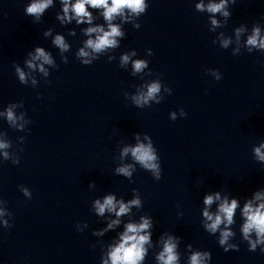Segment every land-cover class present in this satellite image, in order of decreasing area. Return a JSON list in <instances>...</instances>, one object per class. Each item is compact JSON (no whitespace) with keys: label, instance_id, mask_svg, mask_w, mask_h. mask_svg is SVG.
<instances>
[{"label":"clouds","instance_id":"obj_1","mask_svg":"<svg viewBox=\"0 0 264 264\" xmlns=\"http://www.w3.org/2000/svg\"><path fill=\"white\" fill-rule=\"evenodd\" d=\"M59 3L61 11L57 12L56 19L60 25L66 26L73 22L77 26L86 25L81 28L86 39L75 52V58L85 66L91 65L105 55L109 62L114 61L115 57L110 53L120 48L121 40L126 36L125 30H122V24H131L134 28L139 29L141 24L138 20L149 8V0H59ZM235 3L236 0H219L218 3L215 0H208V3L205 4L204 0H199L195 3V11L210 14L208 18L211 28L208 30L214 32L217 28L225 26L216 16L219 15L228 21L232 14L230 5ZM53 6L54 0H31L25 6V14L33 17L34 22H40L46 10ZM97 15L102 18L103 23H94ZM245 31L246 28L243 25L234 29L238 43ZM51 34V29L44 32V36ZM68 35L75 36V28L70 29ZM212 42L216 44V40ZM51 43L61 54L70 51L71 45L66 42L65 36L62 34L55 35ZM231 43V38L224 37L223 33L220 34V48L226 50ZM244 46L248 53H252L254 50L264 52V35L261 34V28L258 25H253L252 32L247 36ZM238 51L239 48L232 52V55L237 56ZM146 54L151 56L154 53L148 49ZM27 55L30 59L25 61L26 67L32 71L38 70L45 77L50 75L46 65L53 69L59 67L52 54L45 51L44 47L36 46L34 53L28 52ZM136 55L135 50L123 53L120 56L119 66L124 67L131 64L133 75L144 73L145 69L149 68V61L143 58L133 60L132 57ZM62 62L67 64L68 57L62 56ZM14 70L20 84L28 85L31 72L26 73L18 64L14 65ZM205 71L210 72L217 81L222 79L218 69H206ZM147 74L152 75L151 70ZM36 83V79L33 78L31 84L36 85ZM162 91L168 95L172 93L171 88L167 87L161 79H154L145 83L137 94L131 97L132 103L141 109L151 107L153 103L159 104L165 98L161 95ZM19 107H23L22 100L8 103L3 108L4 110L0 111V117H4L12 129L23 132L25 124L29 121L25 120V112L17 115L16 109ZM179 116L180 118L187 116L183 108H180ZM169 118L172 121L177 120L176 112H170ZM133 135L136 139L135 145H125L120 151L121 160L130 156L132 162L115 167L114 174L133 182V174L139 165L140 168L149 172L154 180H161V160L152 138L145 134L144 140L147 143H144L140 140V133ZM25 139V137L22 138L23 142ZM11 147L10 141L0 140V150H5L2 152L3 160L18 165L20 157L13 156L7 151ZM19 150L23 151L22 148ZM254 155L258 162L264 163V143L254 148ZM95 186V182L89 184V188ZM19 188L26 198L31 199L32 191L28 187L20 185ZM132 193V198L128 200L123 197L118 198L114 192H109L102 198L92 201L91 211L105 221V226L94 229L92 235L103 237L110 231L120 229L116 231V238L102 248L100 264H144L149 250L157 245H159V251L154 254L155 264H181L179 245L182 238L165 232L159 236L154 245L152 239L154 219L150 214L140 215L138 219L134 218L133 209H142L143 200L138 189H132ZM202 203L201 225L208 234L217 236L218 245L223 248L224 252L239 251V244L232 242L236 237L232 226L236 224V215L239 212L241 218L239 231L242 241L247 242L248 251L255 252L259 248L264 253V188L254 191L251 197L244 199L243 204L239 198L226 193L222 195L220 191L205 193ZM214 204L216 205L215 210H213ZM6 215L9 213L0 209V218ZM125 217H127L126 221L123 219ZM0 224L9 229L12 227L7 219H0ZM80 225L79 222L76 224L77 231L82 232L88 227L86 222L83 224V228ZM186 251V264H210L211 262L212 253L209 250L194 249L192 244H188Z\"/></svg>","mask_w":264,"mask_h":264}]
</instances>
